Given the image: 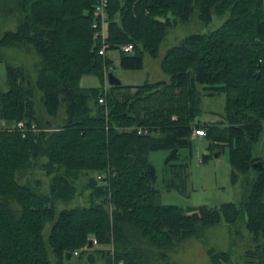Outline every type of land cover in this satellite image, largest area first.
I'll list each match as a JSON object with an SVG mask.
<instances>
[{
	"label": "trees",
	"instance_id": "16d2710c",
	"mask_svg": "<svg viewBox=\"0 0 264 264\" xmlns=\"http://www.w3.org/2000/svg\"><path fill=\"white\" fill-rule=\"evenodd\" d=\"M7 1L21 19L1 45L32 48L41 64L36 82L24 68L6 64L7 89L0 87V122L7 123H0V264H65L93 238L111 247L97 251L104 264H178L168 251L203 238L222 221L236 226L243 211L254 244L246 264H264V169L253 166L261 161L264 167V159L253 154L264 131V0H111L109 51L134 46L132 53H121L125 70L142 69L146 54L157 58L169 31L178 20L189 22L195 8L204 24L214 14L228 19L216 31L191 35L166 52L165 84L110 86L107 92L81 86L86 76L104 81L105 67L113 66L94 39V0ZM37 91L51 119L58 120L64 108L61 126L39 119ZM205 94L225 97L224 115L216 123L196 121ZM195 128L206 131L210 152L216 148L219 156L229 149L232 182L257 175L241 206L183 209L159 202L150 153L168 151L166 165L186 170L180 152L192 148ZM211 158L204 156L203 162ZM42 159L51 178L47 194L40 181L33 187L17 179ZM81 176H90L85 186L90 205L57 214L58 202L76 198ZM172 188L185 193L175 183ZM47 222L53 226L45 238ZM209 255L212 264L230 261L228 253L211 249ZM89 258L95 262L92 254Z\"/></svg>",
	"mask_w": 264,
	"mask_h": 264
},
{
	"label": "rangeland",
	"instance_id": "374dc122",
	"mask_svg": "<svg viewBox=\"0 0 264 264\" xmlns=\"http://www.w3.org/2000/svg\"><path fill=\"white\" fill-rule=\"evenodd\" d=\"M11 5L7 0H0V41L8 31L15 32L19 27L21 14L11 12ZM170 18H173L169 14ZM228 19V14L223 17L213 15L210 24H204L199 19L198 8L189 22L183 23L178 20V24L172 28L163 43L161 44L157 58H152L146 54L144 57V66L139 70H125L120 65V51H109L108 57L113 60L114 76L120 79L123 85L140 86L145 82L160 84L168 82L161 69V61L166 52L178 45L191 35H204L219 29ZM0 57L4 62L0 63V87L7 89V72L6 64L16 68H24L32 82L37 81L38 70L41 64V57L32 48H21L20 46H3L0 43ZM81 86L84 88H101L110 89L108 80L104 76L102 81L97 76H86L81 80ZM201 89V88H200ZM136 89L132 90L135 93ZM42 92L37 91L35 98V108L39 119L43 122L51 121L54 127L63 124L66 114L64 108L60 110L58 120H53L46 114L41 104ZM225 112V97L217 95L215 97L206 96L202 98L201 115L197 122L216 123L220 121ZM174 117L173 119H175ZM2 127H7V123L0 122ZM210 141L208 138L193 141L192 148L181 150V163L188 164L186 170L166 165L168 151H158L150 153V161L157 170V182L155 188L159 190V202L162 205L177 206L183 209L200 208L208 206L220 209L223 204L235 203L241 206L245 196L249 192L250 181L256 178V174L249 173L240 175L236 182H232V167L230 164V151L227 148L218 156V149L208 150ZM253 154L257 158L264 159V131L259 141L254 145ZM212 156L208 162H203L204 156ZM46 159L34 162L32 168L18 175L20 183L36 185V181L41 182L40 191L44 194L49 193L50 180L42 169ZM90 175L96 176L93 173ZM188 176V178H187ZM90 177V176H89ZM86 176H81L77 181L76 187L78 194L71 202H58L56 205L57 214L63 210H70L76 207H88L90 205V191L85 186L88 182ZM98 177V176H97ZM99 178V177H98ZM188 179V181H186ZM187 182V184H186ZM177 184L185 193L178 192L175 188L170 190V186ZM53 226V222H47L44 228V236L48 238ZM252 234L246 228V214L243 211L236 226H229L222 221L221 224L208 228L203 238H191L177 245L168 255L172 261L178 264H212L209 251L212 249L216 253H228L230 261L222 264H246V253L252 249ZM96 240V238H93ZM97 241V240H96ZM110 246L99 245L98 243L89 251L81 252L78 256L66 258L65 264H104L103 258L98 254L99 250H109ZM50 250V248H49ZM92 254L96 262H91L89 256ZM51 259L54 257L51 254Z\"/></svg>",
	"mask_w": 264,
	"mask_h": 264
},
{
	"label": "built area",
	"instance_id": "2783aa9c",
	"mask_svg": "<svg viewBox=\"0 0 264 264\" xmlns=\"http://www.w3.org/2000/svg\"><path fill=\"white\" fill-rule=\"evenodd\" d=\"M111 0H94V6L92 10V15L94 18L93 23V30H94V39L101 43V49L99 51V54L103 56L104 58L108 57V52L110 50V45L107 42V29H108V10ZM134 50V46L132 44L123 45L120 50V53H126L130 54ZM109 58V57H108ZM114 71L113 66L105 67V78L108 80V75ZM108 89L105 88V92H107ZM100 104L105 103L104 98L99 99ZM34 128V127H33ZM20 129L25 132V126L23 124H20ZM147 133V130L139 129V134ZM197 137H206V131L204 129H198L195 128L192 132L191 138H197ZM97 241L93 239L92 245H96ZM91 250V247L89 244H86L82 249L75 251L74 255L78 256L83 251H89Z\"/></svg>",
	"mask_w": 264,
	"mask_h": 264
},
{
	"label": "water",
	"instance_id": "95a60500",
	"mask_svg": "<svg viewBox=\"0 0 264 264\" xmlns=\"http://www.w3.org/2000/svg\"><path fill=\"white\" fill-rule=\"evenodd\" d=\"M108 83L111 87H120L123 85L122 81L120 79H118L116 76H114L113 73H110L108 75ZM160 84H164V82L160 83ZM254 168L263 170V164L261 161L254 163ZM89 246L92 247V242L89 243ZM71 257V254L68 256V258Z\"/></svg>",
	"mask_w": 264,
	"mask_h": 264
},
{
	"label": "crops",
	"instance_id": "0c3cea01",
	"mask_svg": "<svg viewBox=\"0 0 264 264\" xmlns=\"http://www.w3.org/2000/svg\"><path fill=\"white\" fill-rule=\"evenodd\" d=\"M203 138H205V137H197V138H194V139H192L191 138V140H192V142L194 141V140H198V139H203ZM93 247H91V249H92ZM89 260H90V258H89ZM91 261V260H90ZM95 262H96V259H95Z\"/></svg>",
	"mask_w": 264,
	"mask_h": 264
}]
</instances>
